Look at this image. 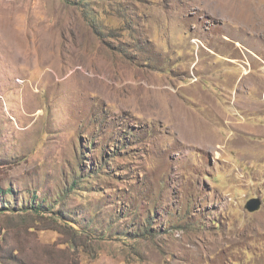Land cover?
<instances>
[{"label": "rangeland", "instance_id": "obj_1", "mask_svg": "<svg viewBox=\"0 0 264 264\" xmlns=\"http://www.w3.org/2000/svg\"><path fill=\"white\" fill-rule=\"evenodd\" d=\"M0 187V264H264V0H0Z\"/></svg>", "mask_w": 264, "mask_h": 264}, {"label": "trees", "instance_id": "obj_2", "mask_svg": "<svg viewBox=\"0 0 264 264\" xmlns=\"http://www.w3.org/2000/svg\"><path fill=\"white\" fill-rule=\"evenodd\" d=\"M73 189H74V187L71 189L72 191H73ZM7 192L3 189V188H1L0 187V196H3V195H5ZM29 208V207H28ZM31 212H32V215L33 216H35L36 218L37 217H40V218H42V219H44L43 218V216L45 215V214H47V213H49V211L39 202H32L31 203V206H30V209H29ZM0 211H4V210H0ZM7 212H9L10 214H13V213H11L12 211H14V210H6ZM22 212V211H21ZM35 220V219H34ZM27 219H23L20 223H21V225H24L26 228H28V229H34V227H32L30 224L31 223H28L27 224ZM36 222V221H35ZM26 224V225H25ZM49 226H51V222H49V223H47ZM52 224H57V222L56 221H54V223L52 222ZM2 226V225H1ZM0 226V228L1 229H3V228H5V227H1ZM69 226L75 231V232H78V231H81V230H79L78 228H76L74 225H72V224H69ZM43 229H47V228H51V227H47V225H44V227H42ZM0 232H1V230H0ZM73 244L76 246V245H78L77 244V242H76V240H74V242H73Z\"/></svg>", "mask_w": 264, "mask_h": 264}, {"label": "water", "instance_id": "obj_3", "mask_svg": "<svg viewBox=\"0 0 264 264\" xmlns=\"http://www.w3.org/2000/svg\"><path fill=\"white\" fill-rule=\"evenodd\" d=\"M261 200L259 198H252L245 204V209L250 213L256 212L261 207Z\"/></svg>", "mask_w": 264, "mask_h": 264}]
</instances>
